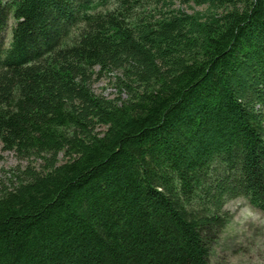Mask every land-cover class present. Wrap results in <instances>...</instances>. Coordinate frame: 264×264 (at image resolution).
Returning <instances> with one entry per match:
<instances>
[{"label": "trees", "instance_id": "16d2710c", "mask_svg": "<svg viewBox=\"0 0 264 264\" xmlns=\"http://www.w3.org/2000/svg\"><path fill=\"white\" fill-rule=\"evenodd\" d=\"M0 143L42 160L0 264H211L229 201L264 213V0H0Z\"/></svg>", "mask_w": 264, "mask_h": 264}, {"label": "rangeland", "instance_id": "374dc122", "mask_svg": "<svg viewBox=\"0 0 264 264\" xmlns=\"http://www.w3.org/2000/svg\"><path fill=\"white\" fill-rule=\"evenodd\" d=\"M174 7L182 8L190 13L203 9L193 3L190 5L176 3ZM15 24L16 21L11 16L5 30L6 47L9 46L12 39V30ZM119 75L120 73L117 71L103 73L92 82L91 87L96 94L114 98L119 95V89L116 86V77ZM122 96L126 97V94L123 93ZM2 147L3 145L0 143V186L1 181H7L11 176L10 172L17 167L23 169L31 165L41 169V159H23L14 151L3 150ZM60 160H65L63 154L60 155ZM247 207H251L259 213L257 219H243L240 213ZM225 208L230 212L231 220L213 248L211 264H264V213L252 207L243 197L229 201Z\"/></svg>", "mask_w": 264, "mask_h": 264}, {"label": "clouds", "instance_id": "9594fccd", "mask_svg": "<svg viewBox=\"0 0 264 264\" xmlns=\"http://www.w3.org/2000/svg\"><path fill=\"white\" fill-rule=\"evenodd\" d=\"M241 216L243 217L244 220H248V219H257L259 216V213L256 212L254 209H252L251 207H247L245 209L241 210Z\"/></svg>", "mask_w": 264, "mask_h": 264}]
</instances>
